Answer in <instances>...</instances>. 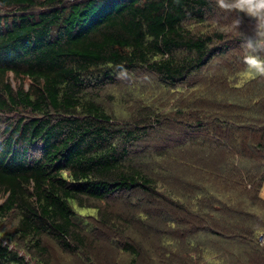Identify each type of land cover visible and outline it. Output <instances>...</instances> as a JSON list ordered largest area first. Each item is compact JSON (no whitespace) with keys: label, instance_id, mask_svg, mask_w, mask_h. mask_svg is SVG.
Segmentation results:
<instances>
[{"label":"trees","instance_id":"1","mask_svg":"<svg viewBox=\"0 0 264 264\" xmlns=\"http://www.w3.org/2000/svg\"><path fill=\"white\" fill-rule=\"evenodd\" d=\"M216 9L213 0H0V264L46 262L49 241L68 253L86 252L93 263L95 236L129 254L122 264H140L149 251L191 264L207 247L176 231L187 224L182 210L200 223L199 233L235 247L217 251L220 264H264L258 241L264 215L256 209L264 203V77L232 84L245 68L231 67L235 74L219 82L252 92L236 93L231 105L195 109L184 127L205 135L162 149L145 144L165 127L155 110L120 121L96 95L139 69L154 73L165 89L212 72L213 60L235 45L227 31L197 30ZM188 167L209 172L206 186L182 180L178 171ZM219 182L238 184L247 209L238 212L221 199ZM181 187L200 191L194 213L175 200L190 199ZM166 195L156 214L165 227L162 244L152 248L128 234L119 215L91 205L124 197L148 216L147 206L160 208ZM91 206L98 224L82 212ZM131 218L128 225L140 222L136 213Z\"/></svg>","mask_w":264,"mask_h":264},{"label":"rangeland","instance_id":"2","mask_svg":"<svg viewBox=\"0 0 264 264\" xmlns=\"http://www.w3.org/2000/svg\"><path fill=\"white\" fill-rule=\"evenodd\" d=\"M234 15L235 13H225L217 8L215 13L210 17L205 25L200 27L196 26L197 30L200 29V31L202 32L212 31L215 29L227 31V38H229L230 41H235L234 49L223 56L216 57V59L213 60L210 66L212 68V72L200 73L196 77V79H191L186 84L178 85L173 89H165L163 86H161L154 73L146 69H139L134 72L122 73L121 75H119L115 83L108 84L98 89L96 95L103 102L106 108L110 112H112V114L115 115L120 121L135 120L134 117H136L139 112L145 107H149L152 111L155 110L160 115L159 118L163 121L162 123L165 127L161 132L154 131L151 137L145 141L146 145H151L156 149H162L168 144H175L177 140L200 139L205 135V131H189L188 129H186V127H184V123L190 122L194 119L193 117H189V113L195 112V109L197 110L199 108L202 111H206L212 108L217 109L219 106H222L224 104L231 105L233 101H236L234 95L241 93V95H248L252 92L251 88L239 90L233 89L232 86H229V83L232 82L233 84L239 79L240 85H242L246 80L252 78L246 73V71L239 73L237 76L238 78L232 79L231 82H219L220 79H224L228 75L235 74V71H233L235 68L231 69V67L239 65V69H237V72L245 68V65L242 63V50L240 48V45H237L238 43H236L235 39L240 37L238 33L231 31L229 28ZM253 24L254 21L246 16L243 17L241 31H243L244 33H250V29ZM226 65L229 66L231 70L228 69L224 72ZM214 100L215 103L211 102ZM210 104L213 105L211 108H208L206 105L210 106ZM204 106H206L207 109H204ZM153 122L157 123L155 119ZM156 160L159 162L161 159L156 158ZM253 165L255 164L251 163L252 167H254ZM178 173L182 177L183 181L190 182L192 185L198 184L199 186H206L207 177L209 176V172L207 170L202 169L200 172L198 169H193V167L183 168L182 170H179ZM218 184L220 186L216 185L215 187H217V190L221 192L219 197L230 204L236 205V209H238V212L244 211L245 209L243 208H245L247 204L240 199L242 196H244L243 192H240L242 190L241 188H239L240 186L236 184L238 186L233 185L229 189L227 188V186L225 187L224 184L220 182ZM251 184L254 183L246 182V189H251ZM182 190L190 194V199L188 200L187 197L184 196L180 197L179 200L178 196L175 197V200L180 201V203H182V205L187 208L188 203L191 204L188 210H190L191 213H194V200L198 199V196H196V191L199 190L197 188L193 189L190 187H183ZM213 190H215V188ZM177 194H179V192ZM260 195L262 196V198H264V185L262 187ZM166 197L167 195L161 197L163 202L162 204H160V208L158 207L159 205L154 207L147 206V209L152 213L148 214V216H146V212L140 214L142 209H131L130 204L126 202V199L124 197H119L116 201L100 202L99 204L92 202L91 205H98L105 211H109L110 213H113L117 216L119 215L120 223L122 224V226H128L127 233H133V236L137 239L138 242L140 241L141 243H143L146 248H152L154 243L157 245L162 240V237H160L158 233L160 232L161 227L164 229L165 227L162 223V220L159 219L160 217L156 216V214L159 213L158 211L161 209V207L167 204L163 200V198L165 199ZM204 198L205 197L202 195V200H204ZM133 201L137 203L139 200L134 197ZM257 205L258 206L256 207V209L259 210L261 215H264V212H262L264 211V203H257ZM140 206H142L143 208V204H140ZM143 209L144 211H146V208ZM82 212L87 217H89V219L94 221V223H97V221H99L97 209H95L94 206L88 208L85 207L84 209H82ZM132 212L136 213V216L140 218V222L128 225L127 220L132 217ZM180 213L181 215L186 216L185 223H187L184 230L180 227H178V230H176L178 231V233L184 236L182 238L183 241L197 240L200 242V244H203L207 247L204 258H191V264H220L216 260L217 253H220L217 251L225 250L226 252L229 249L230 251L234 250V246L232 244L223 245L217 242V238L215 239V237L211 235L199 233L196 226H200V223L197 221H193L192 219L189 220V215L186 214L184 210L180 211ZM135 221L136 220H134V222ZM143 223H149L148 225L155 226L157 228L156 233L154 231L155 229H152V231L146 229L143 226ZM175 228L176 227H173V229ZM259 231V233H263L264 226L260 227ZM91 240L95 241V244L93 245V254L98 257L97 259H94L95 262L93 263L92 261H90V258L87 257L89 255L86 254V252H84L82 255L68 253L59 248L55 243L49 241V256L46 258L48 262H42L41 264H114L115 262L117 264H122L128 260L129 254H126L123 251L115 250L110 244H108L107 240L104 237L95 236L91 237ZM160 244H162V242H160ZM225 252L223 251L221 253L225 255ZM190 254L192 256L195 255L191 252ZM148 256L147 257L150 260L148 258H145L140 264L173 263L172 260L164 261L163 258L159 256V253L149 251ZM227 261L231 263L233 262L230 258ZM175 262L177 261L175 260ZM36 263L39 264L38 262H35V264Z\"/></svg>","mask_w":264,"mask_h":264},{"label":"clouds","instance_id":"3","mask_svg":"<svg viewBox=\"0 0 264 264\" xmlns=\"http://www.w3.org/2000/svg\"><path fill=\"white\" fill-rule=\"evenodd\" d=\"M215 6L225 13H235L229 28L242 40V63L251 77H264V0H213ZM243 14V15H241ZM254 24L250 33L241 31L243 17Z\"/></svg>","mask_w":264,"mask_h":264},{"label":"built area","instance_id":"4","mask_svg":"<svg viewBox=\"0 0 264 264\" xmlns=\"http://www.w3.org/2000/svg\"><path fill=\"white\" fill-rule=\"evenodd\" d=\"M258 241L261 245H264V232L263 233H259L258 235Z\"/></svg>","mask_w":264,"mask_h":264},{"label":"crops","instance_id":"5","mask_svg":"<svg viewBox=\"0 0 264 264\" xmlns=\"http://www.w3.org/2000/svg\"><path fill=\"white\" fill-rule=\"evenodd\" d=\"M264 199V198H263Z\"/></svg>","mask_w":264,"mask_h":264}]
</instances>
